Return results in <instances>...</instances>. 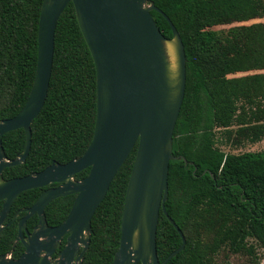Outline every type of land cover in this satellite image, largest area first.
<instances>
[{"label": "trees", "instance_id": "obj_1", "mask_svg": "<svg viewBox=\"0 0 264 264\" xmlns=\"http://www.w3.org/2000/svg\"><path fill=\"white\" fill-rule=\"evenodd\" d=\"M178 30L187 57V86L173 136L168 215L186 238L185 249L168 264H217L221 252L259 261L264 250V150L227 154L219 145L239 148L264 140V0H149ZM44 0H0V120L17 116L26 105L36 76L38 30ZM162 33L171 26L153 11ZM261 21L251 25H238ZM230 27L228 29H222ZM256 72L253 75H244ZM97 114L96 66L77 21L74 4L62 14L48 97L32 125V147L26 163L5 170L4 178L41 172L53 163L81 157L92 143ZM220 132V136H219ZM26 145L23 129L3 138L10 161ZM138 144L115 177L92 220L91 245L83 264H113L120 246L128 183ZM90 169L76 175L84 179ZM44 189L24 192L7 222L32 207ZM76 196L53 201L48 224L60 225ZM3 203H0V213ZM25 214H21L24 216ZM38 217L27 225L30 232ZM14 223L0 235V255L24 253ZM183 241L161 212L157 235L160 262ZM66 240L63 242V247Z\"/></svg>", "mask_w": 264, "mask_h": 264}, {"label": "water", "instance_id": "obj_2", "mask_svg": "<svg viewBox=\"0 0 264 264\" xmlns=\"http://www.w3.org/2000/svg\"><path fill=\"white\" fill-rule=\"evenodd\" d=\"M73 3L97 72V114L92 143L79 158L53 163L39 173L6 180L4 171L26 163L32 147V125L43 110L52 78L58 22ZM162 14L173 31L166 37L152 12ZM187 57L183 40L170 18L149 0H44L38 30V61L29 99L20 113L0 121V234L15 201L26 191L50 184L62 186L44 192L22 212L18 238L25 251L18 259L0 255V264H83L92 235V220L120 169L138 144L128 183L121 223L120 246L113 264H168L186 246V238L168 215L169 171L173 136L185 98ZM23 129L24 151L12 161L3 137ZM90 169L81 181L75 176ZM77 195L68 217L49 226L47 207L56 199ZM161 212L182 238L181 247L164 262L157 249ZM38 215L30 233L27 221ZM67 238L65 247L61 248Z\"/></svg>", "mask_w": 264, "mask_h": 264}, {"label": "rangeland", "instance_id": "obj_3", "mask_svg": "<svg viewBox=\"0 0 264 264\" xmlns=\"http://www.w3.org/2000/svg\"><path fill=\"white\" fill-rule=\"evenodd\" d=\"M260 22L261 21L258 20V21H254L250 23L236 24V26L251 25V24L260 23ZM228 28L230 27H225L222 29H228ZM254 73L256 72H251V73H247L244 75H253ZM219 136H220V132H219ZM219 147L227 154L240 155V154H245L249 152L256 153V152H261L264 150V140H261L258 143L247 142L245 143V145L239 148H234V147L225 146V145H219ZM256 254L258 255V258H259V261L257 264H264V250L256 249ZM249 260L250 259L248 257H245L243 255H232L224 251V252H221L219 256L216 258V263L217 264H252Z\"/></svg>", "mask_w": 264, "mask_h": 264}, {"label": "flooded vegetation", "instance_id": "obj_4", "mask_svg": "<svg viewBox=\"0 0 264 264\" xmlns=\"http://www.w3.org/2000/svg\"><path fill=\"white\" fill-rule=\"evenodd\" d=\"M0 121H1V120H0ZM3 138H4V137H3ZM3 147H4V146H3ZM4 150H5V149H4ZM5 153H6V152H5ZM19 155H20V154H19ZM8 160H9V159H8ZM9 161H10V160H9ZM50 166H51V165H50ZM47 168H48V167H47ZM47 168H46V169H47ZM7 169H8V168H7ZM43 171H44V170H43ZM4 172H5V171H4ZM41 172H42V171H41ZM36 173H39V172H36ZM32 174H33V173H32ZM79 174H80V173H79ZM77 175H78V174H77ZM3 176H4V173H3ZM27 176H28V175H27ZM24 177H25V176H24ZM20 178H21V177H20ZM14 179H15V178H14ZM6 180H7V179H6ZM9 180H10V179H9ZM75 180H76V181H81V180H77V179H76V176H75ZM82 180H83V179H82ZM60 186H62V184H60V183H54V184H50V185H48V186H46V187L38 188V189H44V192H46V191H48V190H50V189H55V188H58V187H60ZM44 192H43V193H44ZM43 193H42V194H43ZM42 194H41V195H42ZM70 196H72V195H70ZM74 196H76V198H77V195H74ZM66 197H67V196H66ZM39 198H40V197H39ZM39 198H38V199H39ZM62 198H63V197H62ZM58 199H59V198H58ZM56 200H57V199H56ZM75 200H76V199H75ZM54 201H55V200H54ZM0 203H4V202H0ZM35 203H36V202H35ZM12 207H13V206H12ZM30 208H31V207H30ZM47 208H48V207H47ZM2 209H3V205H2ZM24 209H27V208H24ZM11 210H12V209H11ZM22 210H23V209H22ZM22 210H20L19 212H17V213L15 214V216H16L17 214H19L18 219L14 222V223L17 224V228H18V222H19V220L22 219V218H24V217L26 216V213H23ZM1 211H2V210H1ZM45 213H46V212H45ZM21 214H25V215H24V216H21ZM9 215H10V214H9ZM15 216H14V217H15ZM35 216L38 217V215H35ZM35 216H34V217H35ZM8 217H9V216H8ZM8 217H7V219H8ZM14 217H13V219H14ZM32 218H33V217H32ZM46 218H47V217H46ZM7 219H6L5 223H4V225L9 224V223L13 220V219H12L11 221L7 222ZM29 220H30V219H29ZM29 220H28V221H29ZM28 221H27V223H28ZM47 222H48V221H47ZM63 222H64V221H63ZM63 222H62V223H63ZM14 223H13V224H14ZM38 223H39V218H38ZM13 224H12V225H13ZM37 225H38V224H37ZM37 225H36V226H37ZM36 226H35V227H36ZM49 226H50V225H49ZM58 226H59V225H58ZM35 227H34V228H35ZM51 227H52V226H51ZM8 228H9V227H8ZM6 229H7V228H6ZM27 229H28V225H27ZM3 231H4V230H3ZM3 231H2V232H3ZM28 231H29V230H28ZM33 231H34V229H33ZM33 231H32V232H33ZM2 232H1V234H2ZM29 232H30V231H29ZM32 232H30V233H32ZM1 234H0V235H1ZM18 235H19V232H18ZM17 238H18V236H17ZM16 240H17V239H16ZM65 240H66V242H67V238H65V239L63 240V242H64ZM63 242H62V246H61V248L56 252V254L54 255V257H56V256L58 255V253H59V252L65 247V246L63 247ZM15 243H16V242H15ZM17 244H18V243H17ZM14 245H15V244H14ZM22 245H23V244H22ZM65 245H66V244H65ZM15 247H16V246H15ZM14 249H15V248L13 247V250H14ZM24 251H25V250H24ZM11 254H12V253H11ZM6 255H7V254H6ZM20 257H21V256H20ZM12 258H13V254H12ZM13 259H14V258H13ZM83 263H84V262H83Z\"/></svg>", "mask_w": 264, "mask_h": 264}]
</instances>
